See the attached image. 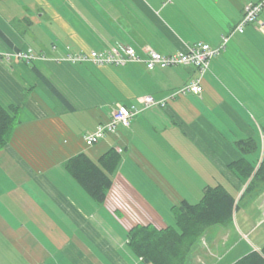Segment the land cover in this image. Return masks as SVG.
<instances>
[{"label": "crops", "instance_id": "0c3cea01", "mask_svg": "<svg viewBox=\"0 0 264 264\" xmlns=\"http://www.w3.org/2000/svg\"><path fill=\"white\" fill-rule=\"evenodd\" d=\"M254 1L39 0L24 17L25 37L0 27L8 40L0 38V104L17 108L0 149V264H146L129 249L131 229L175 228L172 208L197 204L215 186L235 197L232 224L207 229L186 264H233L260 252L264 230L255 242L249 236L264 225V11L209 62L199 95L145 110L90 148L84 137L117 105L165 99L199 73L65 61L114 46L163 56L196 43L217 46ZM111 149L120 162L97 203L65 163L80 154L97 162ZM241 159L252 167L245 180L230 169ZM247 211L252 226L243 223Z\"/></svg>", "mask_w": 264, "mask_h": 264}, {"label": "trees", "instance_id": "16d2710c", "mask_svg": "<svg viewBox=\"0 0 264 264\" xmlns=\"http://www.w3.org/2000/svg\"><path fill=\"white\" fill-rule=\"evenodd\" d=\"M0 38L8 43L1 32ZM16 115L15 106L4 108L0 104V149L10 139L17 122ZM245 149L246 152L249 151L246 146ZM119 162L118 154L111 149L97 162L84 154L77 155L65 163V169L92 199L101 203L111 186V175ZM262 164L261 170H264V161ZM230 169L244 180L248 179L252 172V167L244 159L230 164ZM234 203L235 197L222 186L207 187L197 204L183 201L179 206L172 208L175 228L156 230L147 226L131 229L128 234L129 249L134 256L143 261L147 260L150 264H186L192 247L207 229L232 224ZM233 264H264V246L260 252H250Z\"/></svg>", "mask_w": 264, "mask_h": 264}, {"label": "built area", "instance_id": "2783aa9c", "mask_svg": "<svg viewBox=\"0 0 264 264\" xmlns=\"http://www.w3.org/2000/svg\"><path fill=\"white\" fill-rule=\"evenodd\" d=\"M264 11V0H255L244 7L243 17L235 26L230 35L222 36L217 46H210L205 43H196L187 47L184 51H180L171 55L163 56L153 51L149 47H145L138 53L132 47L119 46L109 47L101 52L88 51L80 52L74 55H67L65 61L71 64L91 63L96 67H116L124 68L128 65L138 64L143 66L146 71L164 70L171 67L194 66L197 68L199 78L191 80L188 84L172 93L162 100H157L152 96L146 95L138 98L140 108L134 106L123 107L117 105L110 112L109 120L106 123L99 124L94 131L87 133L84 137V144L87 148L93 147L103 141L106 136L114 135L117 128H129L131 120L137 117L145 110L152 108L163 109L167 100L176 96H182L185 93L197 94L202 92L200 84L201 77L208 69L209 62L216 56L220 55L226 48L232 34L243 33L249 24L257 23V18ZM259 32L264 35V25L259 23ZM16 57L29 58L27 54H13ZM5 57V55H4ZM8 57V55L6 56ZM1 58V53H0ZM117 152H121L117 149Z\"/></svg>", "mask_w": 264, "mask_h": 264}, {"label": "rangeland", "instance_id": "374dc122", "mask_svg": "<svg viewBox=\"0 0 264 264\" xmlns=\"http://www.w3.org/2000/svg\"><path fill=\"white\" fill-rule=\"evenodd\" d=\"M39 0H0V27H5L7 31H12L14 33L17 32L18 35L25 37L26 31L28 30L25 28V22H23L24 17H30L31 9L36 8V4ZM50 2V0H46ZM56 4H60L63 0H51ZM39 4V3H38ZM45 4V3H44ZM27 20V19H26ZM46 22V21H45ZM248 215V216H247ZM239 218L242 216L243 218L245 215L240 213L237 215ZM246 216L248 217L247 221H243V223L247 225H253L252 217H249V211H247ZM239 224L241 225V221L239 220ZM258 227V226H257ZM241 229L244 232V226H241ZM262 230H264V225L255 231L254 235H257V238L249 236V240L251 242H255L257 239H261ZM237 240V238H236ZM246 242V241H245ZM242 243L241 247L244 246Z\"/></svg>", "mask_w": 264, "mask_h": 264}, {"label": "water", "instance_id": "95a60500", "mask_svg": "<svg viewBox=\"0 0 264 264\" xmlns=\"http://www.w3.org/2000/svg\"><path fill=\"white\" fill-rule=\"evenodd\" d=\"M146 264H148L149 262L147 260L144 261Z\"/></svg>", "mask_w": 264, "mask_h": 264}]
</instances>
